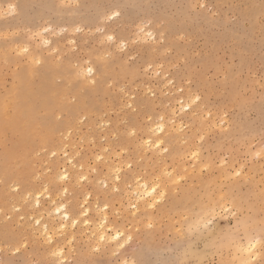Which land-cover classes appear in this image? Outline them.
<instances>
[{"label": "rangeland", "instance_id": "obj_1", "mask_svg": "<svg viewBox=\"0 0 264 264\" xmlns=\"http://www.w3.org/2000/svg\"><path fill=\"white\" fill-rule=\"evenodd\" d=\"M24 1L0 0V12L9 4L17 6L14 15L0 16V37L17 34L7 42L0 38V113L11 114L13 89L17 76L22 75L38 108L32 120L53 122L57 130L52 146L43 148L32 133L26 136L29 140L22 141L9 129L0 131V264H60L61 258L53 255L56 247L65 251L64 264H85L93 258L91 248L98 240L92 234L94 224L104 213L110 235L113 228L124 230L138 224L131 216L137 177L150 184L156 177L167 181L163 173L171 172L186 176L187 182L155 217L154 230L138 224L141 234L121 252L128 259L133 258L134 249L145 254L171 246L168 233L175 235L176 221L183 222L191 206L189 198L197 191L242 186L238 198L259 196L264 188V159H254L250 152L264 146V0H77L86 6L71 11L57 6L72 0ZM200 2L207 3L211 12L192 13L188 5ZM114 5L129 7L116 21H105L104 13ZM149 21L146 31L155 39L139 32L141 24ZM43 27L53 31L43 33ZM97 28L115 40L108 42ZM44 40L50 43L46 45ZM23 46L29 47L30 55H17ZM100 56L109 58L100 61ZM33 58L42 63L33 64ZM89 61L95 85L78 75ZM101 63L105 64L102 72L97 71ZM34 70L37 72L31 74ZM43 72L52 78L56 93L64 91V86L68 89L65 103L70 108L57 107L53 101L45 115V98L52 89H46ZM225 76L234 80L243 107L231 103L223 88L215 87ZM188 79L201 91L208 88L211 123L204 111L180 110V102L187 103L191 95ZM226 106L236 109L235 124L222 133L212 125ZM73 108L79 109L71 112ZM162 122L166 126L164 144L155 149L143 147L152 128ZM20 142L22 153H10ZM194 150L200 152L196 160L191 157ZM224 160L227 163L219 166ZM205 164L211 167L202 171ZM241 164L245 165L243 175L227 179ZM64 168L70 179L60 180L57 175ZM37 193L42 194L38 196L45 211L34 205ZM65 202L74 215L89 207L90 225H68L69 231L62 234L57 229L61 219L55 206ZM38 217L41 225L36 223ZM43 222L56 228L50 244L41 234ZM87 225L88 231L84 229ZM113 244L108 240L109 248ZM105 256L115 259L110 250ZM230 259L224 256L225 261Z\"/></svg>", "mask_w": 264, "mask_h": 264}, {"label": "snow or ice", "instance_id": "obj_2", "mask_svg": "<svg viewBox=\"0 0 264 264\" xmlns=\"http://www.w3.org/2000/svg\"><path fill=\"white\" fill-rule=\"evenodd\" d=\"M86 5H82L77 0L66 2L57 7L66 10H79ZM16 5L9 4L6 11L0 12V16H11L16 13ZM129 6L114 5L104 13L105 21H116L123 14V9ZM189 9L194 14H199L204 11L211 12L209 5L204 2L190 4ZM215 15V13H213ZM150 21L142 23L139 27V32L146 35L148 38L155 39L151 31H146L150 25ZM43 33L52 32L51 27H43ZM61 31H65L61 29ZM75 31H82L81 28H76ZM98 32L106 35L108 42H113L115 37L107 35L103 29L97 28ZM41 33H37L40 35ZM16 33H11V36H3L6 42L11 37H15ZM15 43V40H12ZM44 44H49L48 40L43 41ZM74 43V41H73ZM125 45L120 44L123 49ZM18 56L30 55L28 46L19 47ZM110 57V54H109ZM109 57L100 56L98 60L107 61ZM133 60L135 57H131ZM32 63L39 65L42 63L40 59L33 58ZM104 63H101L97 71H103ZM79 76L84 77L90 84L97 83L95 79L94 69L89 61V66L82 69ZM189 85V92L191 95L185 101H181V111H189L196 113L199 111L206 112L205 119L210 123L213 121V108L210 106L208 99V88L205 87L201 91L200 87L194 83L192 79L187 81ZM215 87L223 88L224 93L229 96L231 103H239L243 107V98L239 95L236 89L234 80L229 81V77L225 76L223 82ZM261 87L264 88V77H262ZM195 88V91L192 89ZM181 93L184 88L180 89ZM264 103V101H262ZM236 115V109H225L215 116V123L213 127L219 129L222 133H228L235 124L232 119ZM159 131H164V126H159ZM200 141L203 142L205 137L201 135ZM164 144L161 139L157 147ZM254 149V146H253ZM164 152L168 151L167 147L163 148ZM250 155L255 159H264V146L259 150H253ZM200 156L199 150L191 152L193 160ZM227 160L221 161L219 166H223ZM131 167V165H129ZM211 167V164H205L202 171ZM245 171V165L241 164L240 168L233 169L227 179L239 178ZM167 177V181L161 177H156L150 184L143 185L144 193L139 195L137 203L131 205V216L139 225L149 230H154L156 225L154 223L155 217L160 214L170 200L176 195H179V189L182 183L187 182V177L177 173L173 175L171 172L163 173ZM64 178V177H62ZM119 180V176L116 177ZM237 191H242V186L238 188L229 187L225 191V187L221 186L218 189L209 187L208 189L197 191L194 198H189L191 205L183 217V222L176 221L175 235L172 232L168 233V239L172 241L171 246H166L163 249L154 250L151 253H142V249L133 250V258L128 259L121 254L122 250L130 248L135 242L136 238L141 234L142 227L138 224H133L131 228H113L110 231L114 233L111 235V241L114 244L109 248L108 238L103 230L108 222L107 216L103 217V222L100 224L101 233L98 235L96 246L91 248L93 258L86 261L85 264H264V188L261 189L259 196L247 195L238 198ZM139 201H143L142 204ZM99 207V206H98ZM108 205H104V210H107ZM83 215L87 218L88 213L85 211ZM67 218V217H65ZM85 224L89 223L88 219L83 221ZM37 224L40 221H36ZM185 225L187 227L185 228ZM75 227V223H73ZM47 231V230H46ZM47 241L51 242L52 237L47 236ZM75 237H73V240ZM71 244L72 241H69ZM22 247L27 248V244ZM111 251V256L115 259L106 258L105 253ZM20 251V247L16 248V252ZM54 256L60 257V264H64L63 257L65 251L63 248H58L53 252ZM231 257L230 260L225 261L224 256ZM211 256V258H209ZM220 260L217 261L216 257ZM78 264V262H74Z\"/></svg>", "mask_w": 264, "mask_h": 264}, {"label": "bare ground", "instance_id": "obj_3", "mask_svg": "<svg viewBox=\"0 0 264 264\" xmlns=\"http://www.w3.org/2000/svg\"><path fill=\"white\" fill-rule=\"evenodd\" d=\"M24 1V0H23ZM25 2V1H24ZM23 4V3H22ZM25 4V3H24ZM27 5V4H26ZM25 5V6H26ZM23 7H24V5H23ZM40 55V54H39ZM40 56H42V55H40ZM30 58H31V56H30ZM37 71L36 70H34L31 74H34V73H36ZM39 73V72H38ZM38 73H37V75H38ZM59 73V72H58ZM62 74V73H61ZM42 76H43V79H42V81L44 82V85H45V87H46V89L47 90H50V89H52L51 91H52V93H51V91H48L49 93H48V95H47V97L45 98V105H44V107H43V110H44V113H45V115H46V113H48V111H49V108L50 107H52V102L53 101H55L56 103H58V106L57 107H62V108H65V107H67V109L68 108H70L71 106H69V105H67L66 103H65V99L67 98V92L66 91H68V89H66L65 88V86H64V91H63V86L61 87L62 88V90L61 91H59V92H61V93H56V91L58 90L57 89V87H55V89H53V86H52V78L50 77V76H48V74H46V73H44L43 72V74H41ZM64 76H66V74L64 75ZM17 79H18V84H17V86H15V88L13 89V95H14V97H12V98H15V101H14V104L12 105L13 107H11V114L10 115H8V114H6L5 112L3 113V114H1L0 113V131L3 133L4 131H5V129H9V130H11L14 134H16L17 135V138H21V140L22 141H26V140H29V139H26V136H28L30 133H32L33 134V136L36 138V139H40L39 140V142H40V144H41V146H42V148H43V146H48V145H50V146H52L51 144V141H53V138H54V134H55V132H56V130H57V127H56V124H54L52 121V124L50 123V122H48V121H46V120H43V122H41L40 124H37V123H35L34 122V120H32V117H33V115L38 111V108H36V106H35V104L32 102V100H31V97H33V92H30L29 91V89H28V83H24V81H25V79L22 77V75H19V76H17ZM67 80L69 79L68 77L66 78ZM66 80V81H67ZM62 83H64V82H62ZM62 83H61V85H62ZM82 84L84 85V83L82 82ZM58 86V85H57ZM58 88H59V86H58ZM57 89V90H56ZM63 91V92H62ZM40 94V92H37V95H39ZM78 95H80V94H78ZM77 95V96H78ZM82 96V95H81ZM77 98V97H76ZM81 99V98H80ZM80 99H79V101H80ZM186 104L187 103H185V106H186ZM76 106V105H75ZM78 106V105H77ZM83 106H84V104H83ZM82 107V106H81ZM81 107H79V108H81ZM79 108H73V109H71L70 111L71 112H75L77 109H79ZM181 110V109H180ZM70 112V113H71ZM68 113H69V111H68ZM49 115V114H48ZM47 116V115H46ZM45 117V116H44ZM181 123V122H180ZM54 124V125H53ZM161 124H163V126H164V131L163 132H160L159 131V126L161 125ZM160 125L158 126V125H156V126H158L157 128H152L153 129V131L151 132V134L147 137V141L146 142H143V143H145V144H143L144 146L143 147H145V148H153V149H155V148H158L157 147V144L159 143V140H161L162 139V135L165 133V130H166V126H165V124L162 122V123H160ZM180 126V125H179ZM181 127V126H180ZM182 128V127H181ZM151 129V128H150ZM179 131V130H178ZM181 131V130H180ZM154 133H155V135H158L159 133L161 134L160 136H155L154 135ZM0 137H1V135H0ZM28 138H29V136H28ZM164 138V137H163ZM163 140V139H162ZM31 145V144H30ZM146 145V146H145ZM22 146H23V144H22V142H20V145L19 146H17V147H13L12 148V150L10 151V153H12V154H17V153H22V150H21V148H22ZM31 146H33V145H31ZM54 147V146H53ZM26 149V148H25ZM53 150V149H52ZM57 150V146H56V149L55 150H53V151H56ZM162 150V149H161ZM163 152V151H162ZM70 159H72V158H70ZM116 174V173H115ZM16 176H19V174H16ZM59 178H60V180H65V179H67V178H69V173H68V171L64 168V170H62V169H60V171H59V174L57 175ZM118 176V173H117V175H116V177ZM62 177H64V178H62ZM58 178V179H59ZM70 179V178H69ZM81 179V178H80ZM146 183H148L149 184V182L148 181H146V180H140V179H138V177L135 179V183H134V185H133V187H132V191H133V193L135 194V203H137L138 202V200H139V195L140 194H143L144 193V187H143V185H145ZM118 186H116V188H117ZM65 191H66V189H65ZM65 191H64V193H65ZM67 192V191H66ZM41 193H37V194H35V198H33L34 200H35V202H34V205H37V206H41V200H39V198H40V196H38V195H40ZM48 195H50V193H47ZM42 195V194H41ZM29 196H31V195H29ZM49 197H51V196H49ZM54 202L56 201L57 202V200H53ZM52 202V201H51ZM33 203V202H32ZM58 203V202H57ZM56 203V204H57ZM66 203V202H65ZM61 203V204H59V205H57V207L55 206V213L57 212L58 213V218L59 219H61V223H59V225H58V230H61V232H62V234L64 233H66V230H68L67 229V227H68V225H70L71 226V228L73 227V223H75V226L77 225V226H81V225H84L85 223L83 222L85 219H88V218H85V219H83L82 221H81V219H82V217L84 216L83 215V213L85 212V211H87V213L89 214L90 213V208L89 207H85V209L84 210H81L80 212H79V214H77V215H74L73 213H72V211L68 208V204L66 203ZM139 203L140 204H142L143 203V201H139ZM131 204H133V203H131ZM82 205V204H81ZM36 206V207H37ZM84 207V206H83ZM40 211H45V207H40ZM54 212V211H53ZM54 213V214H55ZM105 214V213H104ZM102 215V217L99 219V222L97 223V224H94V227H93V232H92V234H94V236H95V238L96 239H98V235L101 233V229H100V224L103 222V217L104 216H108V215ZM42 217V216H41ZM65 217H67V218H65ZM108 218V217H107ZM34 219V218H33ZM37 219V218H36ZM38 219H39V217H38ZM35 220V219H34ZM90 220V219H89ZM36 221V220H35ZM37 221H40V219L39 220H37ZM44 221V220H43ZM91 222V221H90ZM44 223V224H43ZM42 224V226H38L39 228L40 227H42V233L41 234H44V236H45V238L47 237V236H51L52 237V241H51V243L55 240L54 239V232H56L55 231V229H54V227L53 226H50L49 224H47L48 223V221H47V223L46 222H43ZM87 224H89V223H87ZM109 224V223H108ZM39 225H41V223H39ZM90 225V224H89ZM85 226H86V224H85ZM107 225H105V228H104V230H103V232H104V234L107 236V238H108V240H110L111 241V237H108L110 234H108V232H107ZM41 229V228H40ZM40 229H39V231H40ZM84 229H86V231H88L89 230V226L87 225V227L86 228H84ZM47 230V231H46ZM57 230V231H58ZM69 231V230H68ZM67 231V232H68ZM72 231V230H71ZM91 234V235H92ZM66 235V234H65ZM72 235V234H71ZM42 236V235H41ZM73 236V235H72ZM111 236V235H110ZM74 237V236H73ZM73 237H71V239L73 238ZM92 238H93V236H92ZM46 241H47V238H46ZM47 243H49V242H47ZM50 244V243H49ZM58 244H55V245H53V247L54 246H57ZM55 249V251L58 249V247H56V248H54ZM53 251V250H52ZM60 258V257H59ZM64 259H65V257H64Z\"/></svg>", "mask_w": 264, "mask_h": 264}]
</instances>
